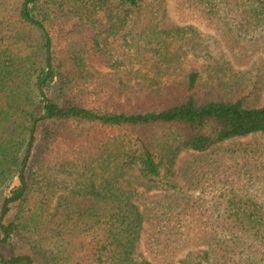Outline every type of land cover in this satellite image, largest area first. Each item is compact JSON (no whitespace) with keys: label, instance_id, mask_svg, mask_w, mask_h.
Masks as SVG:
<instances>
[{"label":"trees","instance_id":"16d2710c","mask_svg":"<svg viewBox=\"0 0 264 264\" xmlns=\"http://www.w3.org/2000/svg\"><path fill=\"white\" fill-rule=\"evenodd\" d=\"M139 2L0 0V189L19 181L1 203L0 244L6 247L13 239L31 253H0V264H83L70 250L76 241L85 249L87 264H138L133 254L143 232L171 254L200 247L201 254L193 258L190 251L177 264H264V203L254 197L228 196L207 214L197 212L200 198L182 202L174 196L165 205L149 207L148 198L119 185L124 170L135 167L146 182L165 178L180 150L207 153L228 140L264 135L259 100L264 77L242 87L240 77L218 71L201 85L200 68H182L186 52L196 46L193 29L163 30L134 21L128 30L131 48L142 64L154 68L151 85L182 69L177 99L148 108L141 103L142 89L122 82L112 87L110 106L90 105L73 92L85 73L82 55L58 56L52 32L64 36L87 25L98 49V37L118 31L129 14L136 16ZM200 2L212 7L209 14L230 17L225 23L230 36L250 27L264 33V0ZM53 85L57 101L48 95ZM155 89L146 97L167 90L173 94V88ZM73 123L83 124L87 132L73 135ZM70 141L79 150L75 156H59V163L76 172L70 180L53 177L45 166L54 149ZM52 195H57L56 204L44 219ZM12 204L17 212L4 224Z\"/></svg>","mask_w":264,"mask_h":264},{"label":"rangeland","instance_id":"374dc122","mask_svg":"<svg viewBox=\"0 0 264 264\" xmlns=\"http://www.w3.org/2000/svg\"><path fill=\"white\" fill-rule=\"evenodd\" d=\"M138 5L136 16L129 14L126 23L118 31L109 35L103 33L98 37V49L91 43L94 32L87 25L80 26L79 31L73 27L70 29L71 33L64 36L62 31L52 32L58 56L67 57L71 56V53L76 56H79L78 53L82 55L84 64L82 68L85 73L73 92L85 103L110 106L112 103L110 96L114 92L112 87L119 82L142 89L144 99L141 103L146 102L148 108L155 107L156 102L165 100L166 104L175 101L177 99L175 96L182 93L176 90L181 88L180 85L184 81L182 69L177 75L161 78L160 85L155 87L151 85L154 68L142 64L131 48L128 30L133 26L134 21H138V24L142 21L150 22L163 30L177 27L193 29L196 32L193 44L196 46L186 52L182 68L186 71L195 67L200 68L203 74L201 85L206 84V76L214 75L218 71L227 78L240 77L242 87L249 86L260 76L264 77V46L261 44L264 41V33H260L261 27L239 28L237 36H230L225 29V23H228L230 17L224 18L222 12L209 14L207 10L212 7H205L200 0H140ZM216 8L217 6L214 9ZM237 28L234 27V30ZM72 61L68 60V66H72ZM163 87L173 88V94L167 90L166 93L152 92V96L146 97L150 90L156 88L159 91ZM48 95L51 99L58 100L56 85L48 90ZM259 100L264 104V91ZM72 127L75 131L73 135L87 132L81 123H73ZM165 135L167 134H163ZM169 144L177 143L174 141ZM57 148L54 149L45 167L51 168L50 173L53 177L70 180L72 174L76 172L75 168H61L59 156H75L79 150L78 145L75 141H70L59 144ZM35 163L34 161L31 163V168ZM114 168L115 166H111L109 170ZM124 172L126 175L122 177L119 185L125 190L139 192L143 198H148L147 205L151 204L149 207L165 205L174 196H178L179 201L182 202L186 199L200 198L202 202L197 212L207 210V214H210L216 206V201L220 202L223 198L235 194L252 196L264 203V135L255 134L228 140L211 148L207 153L180 150L170 168V173L155 182L144 181L138 167ZM18 184L19 181L15 178L7 187L0 189V209L2 200ZM56 196H50L44 219L52 212L56 204ZM34 198L33 195L29 204L27 202L26 208L32 206ZM150 201L161 203L156 205ZM17 209V205L12 204L8 214L2 218V223L10 222ZM91 238L92 236L86 238L85 242L87 243ZM79 242L73 243L70 250L75 261L87 264L89 260L84 256L85 249L80 250ZM8 244L6 247L0 244V253L6 257L12 252L31 254L27 247L20 245L16 240L12 239ZM197 246H187L171 254V251L163 250L161 245L152 241L150 233L143 232L136 243L133 259L138 264L143 260L151 264H177L190 251L193 253V258L201 254L198 249L200 247ZM262 250L264 251V246ZM261 258L264 259V253ZM34 259L38 260V257Z\"/></svg>","mask_w":264,"mask_h":264}]
</instances>
